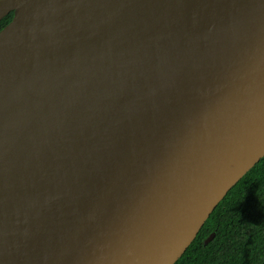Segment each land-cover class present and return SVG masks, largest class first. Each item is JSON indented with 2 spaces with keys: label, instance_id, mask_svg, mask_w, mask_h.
I'll return each mask as SVG.
<instances>
[{
  "label": "water",
  "instance_id": "obj_1",
  "mask_svg": "<svg viewBox=\"0 0 264 264\" xmlns=\"http://www.w3.org/2000/svg\"><path fill=\"white\" fill-rule=\"evenodd\" d=\"M10 13L0 264H175L264 157V0H0Z\"/></svg>",
  "mask_w": 264,
  "mask_h": 264
},
{
  "label": "trees",
  "instance_id": "obj_2",
  "mask_svg": "<svg viewBox=\"0 0 264 264\" xmlns=\"http://www.w3.org/2000/svg\"><path fill=\"white\" fill-rule=\"evenodd\" d=\"M12 18L2 19L0 30ZM175 264H264V157L227 193Z\"/></svg>",
  "mask_w": 264,
  "mask_h": 264
}]
</instances>
